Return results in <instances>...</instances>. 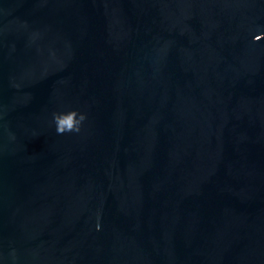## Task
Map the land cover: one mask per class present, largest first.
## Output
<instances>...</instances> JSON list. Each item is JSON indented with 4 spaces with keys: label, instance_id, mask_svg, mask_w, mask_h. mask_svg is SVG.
<instances>
[{
    "label": "water",
    "instance_id": "obj_1",
    "mask_svg": "<svg viewBox=\"0 0 264 264\" xmlns=\"http://www.w3.org/2000/svg\"><path fill=\"white\" fill-rule=\"evenodd\" d=\"M0 264H264V0H0Z\"/></svg>",
    "mask_w": 264,
    "mask_h": 264
},
{
    "label": "clouds",
    "instance_id": "obj_2",
    "mask_svg": "<svg viewBox=\"0 0 264 264\" xmlns=\"http://www.w3.org/2000/svg\"><path fill=\"white\" fill-rule=\"evenodd\" d=\"M84 119L85 116L83 114H78L76 110L53 114L57 134L79 132L80 125Z\"/></svg>",
    "mask_w": 264,
    "mask_h": 264
}]
</instances>
